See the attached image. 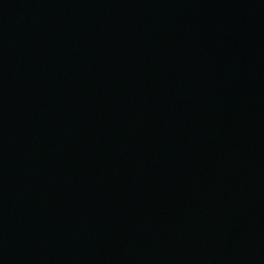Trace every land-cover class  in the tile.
<instances>
[{"label":"water","instance_id":"95a60500","mask_svg":"<svg viewBox=\"0 0 264 264\" xmlns=\"http://www.w3.org/2000/svg\"><path fill=\"white\" fill-rule=\"evenodd\" d=\"M0 264H264V0H0Z\"/></svg>","mask_w":264,"mask_h":264}]
</instances>
